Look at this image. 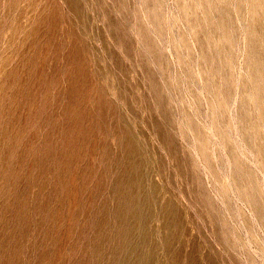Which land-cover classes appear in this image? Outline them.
<instances>
[{
    "label": "rangeland",
    "instance_id": "obj_1",
    "mask_svg": "<svg viewBox=\"0 0 264 264\" xmlns=\"http://www.w3.org/2000/svg\"><path fill=\"white\" fill-rule=\"evenodd\" d=\"M0 264H264V0H0Z\"/></svg>",
    "mask_w": 264,
    "mask_h": 264
}]
</instances>
